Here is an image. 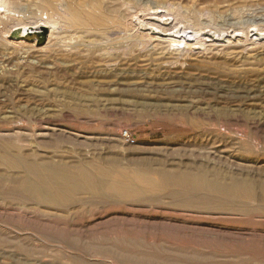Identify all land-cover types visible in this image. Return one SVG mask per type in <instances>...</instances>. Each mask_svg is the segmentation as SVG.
Wrapping results in <instances>:
<instances>
[{
    "label": "rangeland",
    "instance_id": "obj_1",
    "mask_svg": "<svg viewBox=\"0 0 264 264\" xmlns=\"http://www.w3.org/2000/svg\"><path fill=\"white\" fill-rule=\"evenodd\" d=\"M9 1L25 6L27 23L46 18L41 1ZM235 7L220 4L228 33L196 40L165 8L128 3L123 23L154 49L135 47L111 66L58 46L61 25L41 46L35 34L0 39V154L5 144L30 162L95 161L145 188L54 207L0 165V264H264V37L241 41L235 25H264V4ZM85 99L103 114L74 116Z\"/></svg>",
    "mask_w": 264,
    "mask_h": 264
},
{
    "label": "bare ground",
    "instance_id": "obj_2",
    "mask_svg": "<svg viewBox=\"0 0 264 264\" xmlns=\"http://www.w3.org/2000/svg\"><path fill=\"white\" fill-rule=\"evenodd\" d=\"M38 1L43 3V10L44 14H46V18H39L34 22L27 23L25 21L26 17L23 16L26 8L22 3H19L20 1L0 0L1 40L18 45L16 38H26L28 29L33 27L32 29L34 30H41L42 25L49 28L47 39H51L55 31L58 30L59 25H61L62 28L67 30L68 35L66 38L58 41V46H60L59 44L61 42L68 41L69 43L67 46L70 47L71 50L76 51V53L97 55L108 66L117 65L120 60L119 58L125 57L128 51L133 53L135 47L141 48V50L148 48L146 36L140 34L141 32H131V29L129 30L123 23V9L126 4L129 3L132 6H139L143 5L145 0H94L95 8L100 12V14L97 13L99 15L96 18H91L88 14L90 8L89 0V3L86 0ZM147 1H151L157 6L172 12V15L176 17L178 23H184L186 29L193 27L196 40H201L202 32L204 31H215L220 36L228 33L230 27L218 21L220 18L221 3L236 5V12L240 11V8H252L264 4V0H210L205 7L199 9L196 6L186 8L181 3L176 2V0ZM170 2L172 5H170ZM47 4L53 6L55 9L53 13L49 12ZM4 16H7V20H4ZM203 16L208 17L206 22L202 21L201 18ZM60 19H63V21ZM10 24L11 27L9 30L3 31V28ZM238 24H240L239 26L241 27V29L238 30L243 33L240 38L241 41L247 39V36L255 31L258 33L257 36L259 39L264 37V25H257V23L255 24L254 22H238L235 25ZM142 25L146 26L147 24L144 23ZM133 26L138 27L136 23ZM19 28L22 30V36L15 38L11 37V39H9V33L11 34L14 30ZM250 28H253L252 31H248ZM35 41L37 43V40ZM182 43L186 42L182 41ZM35 47L37 46L33 44L30 48ZM148 49L153 50L154 47ZM80 101L82 102V99L78 102L82 104ZM90 101H92V99H85L83 105L73 108L71 113H73L74 116L76 115L77 118L78 116H87L91 118L101 116L103 114V110H100L101 108H94L93 105L92 109L86 106ZM98 103L100 104V102ZM8 143H10V141ZM2 151L4 153L0 154V165L6 167L8 170L16 171L15 179L19 182V189L29 194L31 196H29L30 199L39 204L64 207L66 204L77 202L78 196L81 194H88L89 197L128 198L133 197L137 192H141V194L145 192L143 186H138L137 188L126 186L124 181L128 183L127 180L120 179L112 172L111 168L98 164L95 161L77 162L74 166H72L73 164L66 165L65 163L54 166L42 164L40 162H30L26 156L20 152V149H16V152L13 153L12 149L5 144L2 145ZM183 176V173H180L178 179L184 180ZM237 184L236 181H232L233 187ZM262 190L264 192V184L262 185ZM248 196H250V194Z\"/></svg>",
    "mask_w": 264,
    "mask_h": 264
},
{
    "label": "water",
    "instance_id": "obj_3",
    "mask_svg": "<svg viewBox=\"0 0 264 264\" xmlns=\"http://www.w3.org/2000/svg\"><path fill=\"white\" fill-rule=\"evenodd\" d=\"M48 32H49V28L46 26H42L41 30H34L32 28L28 29V33L26 35L28 36V35L35 34L37 36V38H36L37 44L38 45H44L47 42ZM21 36H22L21 28L16 29L12 32L13 38L21 37Z\"/></svg>",
    "mask_w": 264,
    "mask_h": 264
},
{
    "label": "built area",
    "instance_id": "obj_4",
    "mask_svg": "<svg viewBox=\"0 0 264 264\" xmlns=\"http://www.w3.org/2000/svg\"><path fill=\"white\" fill-rule=\"evenodd\" d=\"M126 136L128 137L127 133H126Z\"/></svg>",
    "mask_w": 264,
    "mask_h": 264
}]
</instances>
